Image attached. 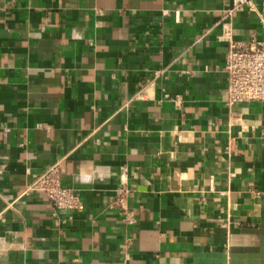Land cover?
<instances>
[{"label": "crops", "instance_id": "crops-1", "mask_svg": "<svg viewBox=\"0 0 264 264\" xmlns=\"http://www.w3.org/2000/svg\"><path fill=\"white\" fill-rule=\"evenodd\" d=\"M253 3L0 0V264H264V103H225ZM61 159L82 207L58 223L21 195Z\"/></svg>", "mask_w": 264, "mask_h": 264}, {"label": "built area", "instance_id": "built-area-1", "mask_svg": "<svg viewBox=\"0 0 264 264\" xmlns=\"http://www.w3.org/2000/svg\"><path fill=\"white\" fill-rule=\"evenodd\" d=\"M232 6L227 11V18L245 8L253 9V0H231ZM224 35L228 42V51L224 60V71L227 74L226 106L229 111L240 103H264V40L253 38L248 41L236 40L230 29L224 27ZM164 71L157 72L161 76ZM140 95L138 94L137 97ZM177 106L181 104L180 98L171 99ZM64 159L44 167L40 173L31 175V179L21 196L43 193L50 202L53 217L58 219V212H76L82 207L80 193L76 188L63 183ZM122 176L121 186L116 191L115 204L121 208L123 221L127 225L137 222L136 215L125 205L129 190Z\"/></svg>", "mask_w": 264, "mask_h": 264}]
</instances>
